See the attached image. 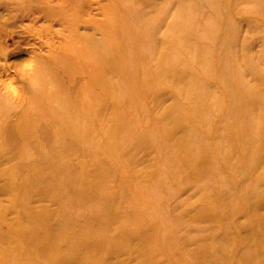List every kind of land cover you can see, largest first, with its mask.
<instances>
[{
	"label": "rangeland",
	"instance_id": "obj_1",
	"mask_svg": "<svg viewBox=\"0 0 264 264\" xmlns=\"http://www.w3.org/2000/svg\"><path fill=\"white\" fill-rule=\"evenodd\" d=\"M211 245L264 264V0H0V264Z\"/></svg>",
	"mask_w": 264,
	"mask_h": 264
},
{
	"label": "bare ground",
	"instance_id": "obj_2",
	"mask_svg": "<svg viewBox=\"0 0 264 264\" xmlns=\"http://www.w3.org/2000/svg\"><path fill=\"white\" fill-rule=\"evenodd\" d=\"M201 162L204 163L205 161H201ZM251 226H252V223H249L248 225H245V226H244V224H242V227L245 228V229H247V228H249ZM247 231H250V230H247ZM251 232H253V231H251ZM253 234H255V233L253 232ZM253 234H252V236L254 238L257 237V236H254ZM214 251L215 252L216 251L217 252L221 251L220 246H218V245H211L210 248H208V247H201V248L198 249V252H194V253L191 254V258L192 259H195L194 260V264H198L199 262H200L199 264H207V261H208V264H212V262H211V260L209 258H210V254L212 252H214ZM244 252H246V251H244ZM252 257L254 258V260L255 259H260L259 252H255V254ZM145 264H146V262H145ZM148 264H154L153 260L148 261ZM158 264H160V263H158ZM163 264H177V260L176 259L174 260V259L169 258ZM190 264H192V262Z\"/></svg>",
	"mask_w": 264,
	"mask_h": 264
}]
</instances>
